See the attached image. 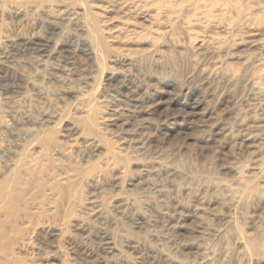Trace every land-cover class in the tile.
Masks as SVG:
<instances>
[{
    "label": "rangeland",
    "instance_id": "obj_1",
    "mask_svg": "<svg viewBox=\"0 0 264 264\" xmlns=\"http://www.w3.org/2000/svg\"><path fill=\"white\" fill-rule=\"evenodd\" d=\"M263 119L264 0H0V264H257Z\"/></svg>",
    "mask_w": 264,
    "mask_h": 264
},
{
    "label": "bare ground",
    "instance_id": "obj_2",
    "mask_svg": "<svg viewBox=\"0 0 264 264\" xmlns=\"http://www.w3.org/2000/svg\"><path fill=\"white\" fill-rule=\"evenodd\" d=\"M181 13H190V7L189 6H187V8H185V10H180V11H178V12H174V13H172L173 14V17H172V21H171V23L169 22V25H168V29H169V31H173L175 28H174V25L177 23V21H178V19H179V16L180 15H182ZM235 16L237 17V20L235 21V23L233 24V25H241L242 23H241V19L242 20H244L245 21V18L246 19H248L249 18V15L247 14V13H239V12H235ZM185 24H188V23H185ZM98 42V41H97ZM96 41H95V44L97 43ZM82 43L84 44V45H87L88 44V42L87 41H82ZM89 45V44H88ZM31 46V45H30ZM43 47V46H42ZM32 48V47H31ZM89 48V47H88ZM40 52V51H39ZM134 60H136L135 61V63L136 64H138V65H140V63H142V60H141V58H136V59H134ZM264 120V119H263ZM261 121V120H260ZM257 122V121H256ZM261 123H263L264 124V121L263 122H261ZM253 124H254V122H253ZM256 124V123H255ZM261 126V125H260ZM258 128V127H257ZM261 128V127H260ZM28 165V164H27ZM235 168H232V170H234ZM238 175H240V173H238ZM27 185V183L26 184H23L22 186H26ZM19 185H16V186H14V188H13V191H12V194H11V200H10V202L8 203V205L9 204H11L12 202H13V199L14 198H16V197H18L20 194H21V191H20V189H16L17 187H18ZM22 189H23V187H22ZM263 189H264V185H263ZM257 199H259V201L260 202H263L264 201V192L262 193V194H257L256 196H255ZM3 234H2V231H1V229H0V238H1V236H2ZM250 254L252 255V256H256V257H258V261H257V264H259V263H261V262H264V245H258V244H254L253 246H252V248L250 249Z\"/></svg>",
    "mask_w": 264,
    "mask_h": 264
}]
</instances>
